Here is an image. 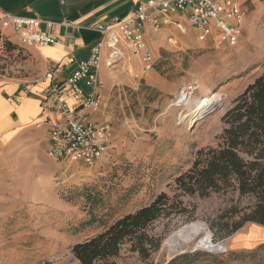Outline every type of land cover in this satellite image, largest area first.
<instances>
[{"label": "rangeland", "instance_id": "1", "mask_svg": "<svg viewBox=\"0 0 264 264\" xmlns=\"http://www.w3.org/2000/svg\"><path fill=\"white\" fill-rule=\"evenodd\" d=\"M255 4L237 45L202 43L187 29L152 49L153 70L164 79L163 90L146 85L142 69L126 71L123 61L110 69L108 102L94 115L109 124V146L97 160L54 161L46 153L45 129L37 125L11 126L0 133V264H81L72 252L75 244L150 204L162 192L176 208L149 228L159 248L143 258L125 245L118 264H168L183 255H190L188 262L176 264H264V242L238 243L236 232L221 230L219 216L232 203L227 195L186 194L176 182L201 149L217 144L225 126L222 117L263 72L264 2ZM35 52L2 35L0 77L24 88L46 79V66ZM128 78L138 83L127 84ZM193 81L199 87L187 107L202 100L211 112L189 125L178 114L190 109L176 106L174 100ZM4 123L0 118V126ZM250 202L244 197L240 208ZM196 224L206 228L218 248L186 244L180 238Z\"/></svg>", "mask_w": 264, "mask_h": 264}, {"label": "built area", "instance_id": "2", "mask_svg": "<svg viewBox=\"0 0 264 264\" xmlns=\"http://www.w3.org/2000/svg\"><path fill=\"white\" fill-rule=\"evenodd\" d=\"M260 0H145L125 16H116L95 26L100 39L92 46L90 57L47 64L45 78L49 80L46 106L55 113L38 127L45 126L49 156L57 162L91 163L108 149L110 127L94 116L104 104V83L98 75L104 51H109L107 65L119 59L118 48L125 45L142 63L143 72L154 67L151 50L146 46L144 26L155 30L174 25L183 32L185 20L195 31L196 39L215 45H237L244 29L250 6ZM55 23L40 17L14 15L0 9V32L12 29L17 39L28 46L41 48L57 43L43 25ZM75 65L67 75L66 69ZM64 79V80H61ZM199 83L193 81L181 91L194 92ZM70 94L72 101L66 99ZM176 98V97H175Z\"/></svg>", "mask_w": 264, "mask_h": 264}, {"label": "trees", "instance_id": "3", "mask_svg": "<svg viewBox=\"0 0 264 264\" xmlns=\"http://www.w3.org/2000/svg\"><path fill=\"white\" fill-rule=\"evenodd\" d=\"M222 120L225 126L217 144L201 149L192 167L176 182L186 194L227 195L232 203L218 221L225 234H233L247 222L264 225V69L235 99ZM244 197L251 202L243 209L240 202ZM170 200L162 192L150 204L75 244L72 252L81 264H118L125 245L143 258L150 257L160 243H155L149 228L174 212L176 205ZM189 259L190 255H183L168 264Z\"/></svg>", "mask_w": 264, "mask_h": 264}, {"label": "crops", "instance_id": "4", "mask_svg": "<svg viewBox=\"0 0 264 264\" xmlns=\"http://www.w3.org/2000/svg\"><path fill=\"white\" fill-rule=\"evenodd\" d=\"M142 1L145 0H0V9L14 15L40 17L55 23L51 28L43 25V29L54 35L57 43L36 48L35 52L42 67H45L47 64L63 62L69 56H73L76 60L88 59L92 46L101 37L100 32L95 29V26L113 17L125 16L131 13L135 10L138 2ZM263 2L264 0L258 1L259 4ZM176 18L182 20L185 29H188L189 32L195 35V31L185 20V17L176 16ZM181 32L174 25H166L165 28L159 31L153 29L149 23H146L144 26L146 46L149 50L155 49L161 46V44L165 45L170 34L179 37L178 35L182 34L184 30ZM4 34L17 39L12 29H4L2 35ZM179 39L181 40V38ZM194 42L196 43V41ZM121 46L122 49L124 46L123 51L121 50ZM118 51L120 54L119 59L112 66L107 65L109 51H104L103 61L98 70L99 78L104 83L103 107L108 102V88L113 84L109 73L110 69L115 67L120 61L125 63L124 66L128 72L136 73L142 69L140 58L131 54L125 48V45H120ZM122 53H124V58L122 57ZM74 67L75 65L68 67L65 75L69 74ZM126 80L127 84L129 82L131 84L136 82L135 79L128 78ZM142 80L148 86L156 87L160 90L164 88V79L156 70L151 69L147 71ZM49 83L48 79H41L24 88L18 81L0 77V118L5 121L0 126V133L11 126L16 128L30 127L43 123L48 118L55 116L54 111L46 106ZM66 99L69 102L72 101L69 93L66 94ZM96 119L102 123H106L104 120L101 121L102 119L98 116ZM40 128L45 129L46 153L51 158L48 152L49 143L46 128L45 126ZM234 239L238 243L246 244L264 242V225L250 223V225L238 230L234 235Z\"/></svg>", "mask_w": 264, "mask_h": 264}, {"label": "bare ground", "instance_id": "5", "mask_svg": "<svg viewBox=\"0 0 264 264\" xmlns=\"http://www.w3.org/2000/svg\"><path fill=\"white\" fill-rule=\"evenodd\" d=\"M181 89L176 95L174 104L180 107H187L190 104L195 91L184 92V90L181 91ZM203 106L204 103L202 100H196L195 106L191 108L187 107L190 109L188 113H184V111H182L178 114V116H180L179 118L181 119V121H186L189 125L195 124L199 119L205 117L210 111L209 108H203ZM180 238L184 239L186 244L196 242L197 246L211 249L215 247L218 248V246L213 243L210 235L206 234V228L202 224L192 225L189 228L185 229V231L180 235Z\"/></svg>", "mask_w": 264, "mask_h": 264}, {"label": "water", "instance_id": "6", "mask_svg": "<svg viewBox=\"0 0 264 264\" xmlns=\"http://www.w3.org/2000/svg\"><path fill=\"white\" fill-rule=\"evenodd\" d=\"M210 112H211V111H210ZM210 112H209V113H210ZM207 114H208V113H207ZM76 259H77V258H76ZM77 260H78V259H77Z\"/></svg>", "mask_w": 264, "mask_h": 264}]
</instances>
